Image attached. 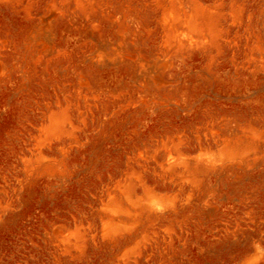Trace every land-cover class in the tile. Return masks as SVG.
Instances as JSON below:
<instances>
[{"label":"rangeland","instance_id":"obj_1","mask_svg":"<svg viewBox=\"0 0 264 264\" xmlns=\"http://www.w3.org/2000/svg\"><path fill=\"white\" fill-rule=\"evenodd\" d=\"M0 264H264V0H0Z\"/></svg>","mask_w":264,"mask_h":264}]
</instances>
